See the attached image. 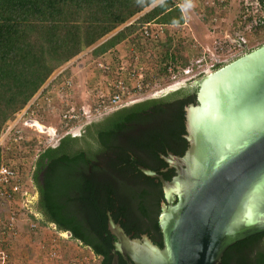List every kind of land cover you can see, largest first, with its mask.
I'll use <instances>...</instances> for the list:
<instances>
[{"label":"trees","instance_id":"16d2710c","mask_svg":"<svg viewBox=\"0 0 264 264\" xmlns=\"http://www.w3.org/2000/svg\"><path fill=\"white\" fill-rule=\"evenodd\" d=\"M150 20L185 21L173 0H0V132L58 65L93 45L92 53L102 54ZM196 92L182 86L122 106L42 149L32 170L35 210L90 247L100 264H112L114 257L110 217L132 237L146 233L162 246L163 184L140 167L167 180L175 175L163 155L187 148L185 107L197 103ZM220 264H264V231L228 246Z\"/></svg>","mask_w":264,"mask_h":264},{"label":"rangeland","instance_id":"374dc122","mask_svg":"<svg viewBox=\"0 0 264 264\" xmlns=\"http://www.w3.org/2000/svg\"><path fill=\"white\" fill-rule=\"evenodd\" d=\"M173 1L179 3L178 6L186 19L184 17L183 24L169 28L156 41L139 40L137 34L142 23H137L132 32L102 54L92 53L95 45L84 48L68 60L71 64L51 80L66 62L58 65L37 91L43 89L24 118L14 123L12 120L17 119L14 114L3 125L0 138L9 126L12 125L13 128L0 145V162L14 163L20 167L34 162L36 154L48 144V137L44 132L50 133L48 129H52L49 126L59 125L60 113L66 103L76 107L93 105L98 100V93L106 92L118 74L126 76L134 65L153 82V90H159L155 95L163 96L181 86L196 87L197 82L204 76L264 44V25H261L249 33L248 44L244 49L235 52L224 51L223 54L217 52L224 60L211 67L205 66L202 73L174 87L175 84L165 74L163 62L175 57L180 68L190 64L191 60L203 57L209 63L210 53L216 52L215 41L224 37L236 24L239 4L238 0H229L227 4L221 6L216 3L211 5L205 0ZM156 3L130 20L137 19ZM216 25L217 27H213ZM133 56H136V64H132ZM121 60L127 66L124 71L116 67ZM99 61L109 62L111 67L109 69L100 67ZM28 119L47 126V131L40 132L34 126L25 124ZM82 127V124H74L71 132L77 134ZM30 208L31 212L27 209L17 212L12 224L5 217L7 216L5 211L0 213V264H100L101 258L88 246L71 237L69 232L59 230L54 223L45 221L33 205Z\"/></svg>","mask_w":264,"mask_h":264},{"label":"water","instance_id":"95a60500","mask_svg":"<svg viewBox=\"0 0 264 264\" xmlns=\"http://www.w3.org/2000/svg\"><path fill=\"white\" fill-rule=\"evenodd\" d=\"M247 61L251 63L247 65ZM233 67L241 68L221 92L236 118L231 131L239 132L244 122L256 128L243 137L237 148L215 162L219 134L195 132L190 113L202 106L204 80L211 73ZM211 73L197 82V103L185 107L187 148L181 155H163L175 175L167 180L152 169L140 167L163 184L165 201L159 213L162 246L146 234L130 238L110 217L111 230L117 236L112 264H119L117 253L127 264H220L228 246L264 231V44ZM197 143L206 148V161L192 170L190 154ZM252 207L254 220L244 222V215ZM146 246L163 256L148 254Z\"/></svg>","mask_w":264,"mask_h":264},{"label":"built area","instance_id":"2783aa9c","mask_svg":"<svg viewBox=\"0 0 264 264\" xmlns=\"http://www.w3.org/2000/svg\"><path fill=\"white\" fill-rule=\"evenodd\" d=\"M205 1L206 3L210 2L211 5L216 3L221 6L227 4L229 0ZM238 4V20L224 37L218 38L215 41L214 50L216 52H213V54L210 53L209 63L203 57L196 60H191L190 64H186L180 68H178L175 57L163 62L165 74L171 79L173 84H178L180 86L181 82L189 81L192 79V76L194 77L195 75L202 73L205 70V66L210 65L209 67H211L214 64L224 60V58H220L221 54L217 52L223 54L224 51L235 52V50L239 51L244 49L248 44L249 33L252 30H256L261 25H264V2H261L260 0H238ZM177 5H179V3H177ZM135 19L136 18L128 20L126 23L120 26L119 29L134 23ZM176 25L181 24H167L158 22L156 20H150L142 23L137 37L139 40H143L144 42H153L158 38H161V36H163L169 28ZM213 27H217V25ZM133 57L134 63L132 64H136V56ZM70 64V61L66 62L59 72L53 76V78H51V80L54 79ZM98 65L107 69L111 67L109 62L103 63L99 61ZM116 67H118V69L121 71L127 69V66H125V63L122 60ZM154 79L157 80L156 76H154ZM46 85L47 84H45L44 87H46ZM153 89V82L148 80L145 74L141 70H138L134 65L133 69L130 71L128 70L126 76L118 74V76L111 81L106 92L101 91L98 93V100L93 105H83L81 107H76L73 104L66 103L60 113L59 125L57 127H53V131L50 133L44 132L48 137L47 146H55L66 134H74L71 132V127L74 124H82V126H84L92 120L97 119L98 117L117 108L144 100L146 98L157 96L155 94L159 90ZM42 90L37 92V94H35L33 98L28 101L29 104L27 103L24 108L15 113L17 119L12 120V122L14 121L15 123L18 119L24 118L27 110L31 108V106L41 94ZM146 93H148L150 96H147ZM29 121L31 122L32 120L28 119L25 122ZM12 128V125L7 128L5 134L0 138V145L3 141V138L7 136ZM33 163L34 162L20 167L14 163L4 161L0 162V213L3 211L6 212L7 216L5 217L8 219L10 224H12L13 220L16 218V213L20 210L27 209L31 212L30 207L37 199V191L32 180Z\"/></svg>","mask_w":264,"mask_h":264},{"label":"bare ground","instance_id":"6f19581e","mask_svg":"<svg viewBox=\"0 0 264 264\" xmlns=\"http://www.w3.org/2000/svg\"><path fill=\"white\" fill-rule=\"evenodd\" d=\"M251 61H247V65H249ZM260 66V64H259ZM233 67L224 71H219L216 73H211L209 77H207L202 86L201 91V100L203 101L202 106L198 108L196 111H192L190 113V122L195 130V132L199 133H214L217 131L220 137V144L218 141L217 144V157L215 158V162H218L228 151L237 148L243 137L249 132L253 131L256 127L244 124L240 127L239 132H232L233 125L235 123V115L231 113L226 107V100H223L224 97L221 95V92L225 91L226 88L229 87L230 83L233 80V76L239 73V69L241 67ZM177 87L178 84H175L174 87ZM173 89V88H172ZM25 124L29 126H34L38 131L42 132V130H46L47 126H44L38 121H29L25 122ZM53 131V127L49 126ZM225 128L227 131L225 132ZM47 131V130H46ZM206 148L201 143H197L195 148L190 154V162L192 170L196 168L197 164L201 161H206ZM179 190V186L175 187ZM255 201H257L255 199ZM255 210L254 207L249 209L244 215V222H251L254 220ZM163 223V217H162ZM146 252L148 254H152L156 257H162L163 255H158L154 250L150 249L148 246L145 247ZM144 249V250H145Z\"/></svg>","mask_w":264,"mask_h":264},{"label":"flooded vegetation","instance_id":"af4514ba","mask_svg":"<svg viewBox=\"0 0 264 264\" xmlns=\"http://www.w3.org/2000/svg\"><path fill=\"white\" fill-rule=\"evenodd\" d=\"M158 223H159V217H158ZM110 226V230H111V225H109ZM121 226V225H120ZM124 230V229H123ZM161 230V229H160ZM65 231H67V230H65ZM112 231V230H111ZM161 232V231H160ZM70 233V232H69ZM112 233H114L113 231H112ZM126 233V232H125ZM127 234V233H126ZM144 234H146V233H144ZM127 235H129V234H127ZM143 235V234H142ZM141 235V236H142ZM129 236H131V235H129ZM161 236H162V234H161ZM117 241V240H116ZM90 248V247H89ZM91 249V248H90ZM123 256V255H122ZM124 257V256H123ZM125 264H127V261H126V263Z\"/></svg>","mask_w":264,"mask_h":264},{"label":"clouds","instance_id":"9594fccd","mask_svg":"<svg viewBox=\"0 0 264 264\" xmlns=\"http://www.w3.org/2000/svg\"><path fill=\"white\" fill-rule=\"evenodd\" d=\"M182 87V86H181ZM180 88V87H179ZM176 89V88H175ZM175 89H173V90H175ZM156 97H160V96H155V97H151V98H156ZM146 99H148V98H146ZM145 100V99H144ZM141 101V100H140ZM138 102V101H137ZM73 135V134H72ZM64 231V230H63Z\"/></svg>","mask_w":264,"mask_h":264},{"label":"crops","instance_id":"0c3cea01","mask_svg":"<svg viewBox=\"0 0 264 264\" xmlns=\"http://www.w3.org/2000/svg\"><path fill=\"white\" fill-rule=\"evenodd\" d=\"M180 6H181V4H180ZM185 17V19H186V16H184Z\"/></svg>","mask_w":264,"mask_h":264}]
</instances>
